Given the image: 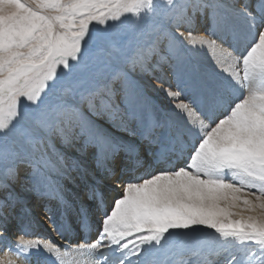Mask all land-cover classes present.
I'll use <instances>...</instances> for the list:
<instances>
[{
	"label": "snow or ice",
	"instance_id": "snow-or-ice-1",
	"mask_svg": "<svg viewBox=\"0 0 264 264\" xmlns=\"http://www.w3.org/2000/svg\"><path fill=\"white\" fill-rule=\"evenodd\" d=\"M79 142L104 173L76 209L82 238L62 247L27 215L12 232L21 168L66 230L62 149ZM0 191V264H65L70 249L98 253L87 264H264V0H0Z\"/></svg>",
	"mask_w": 264,
	"mask_h": 264
},
{
	"label": "bare ground",
	"instance_id": "bare-ground-1",
	"mask_svg": "<svg viewBox=\"0 0 264 264\" xmlns=\"http://www.w3.org/2000/svg\"><path fill=\"white\" fill-rule=\"evenodd\" d=\"M199 17L193 20L191 28L194 34L200 35L203 34L202 30L204 25L199 21ZM201 59L207 64L211 65V57H201ZM159 69V68H158ZM160 75L162 74L161 69H159ZM147 75L153 77L155 74L153 70L146 72ZM133 75L140 76L144 82L152 83L150 78L145 75V73L135 72ZM155 101L159 104L164 100L162 95H157L152 93ZM163 104V103H162ZM134 125L130 126V130L125 131L122 128L114 127L110 124H105V128L110 133V135L119 142H139V137H132L131 128ZM129 134V135H127ZM59 146V145H58ZM82 142L77 143L74 146H64L63 151L68 158V171L67 175L59 178L60 186L62 189V194L64 200L66 201L68 207L67 215L65 218L66 230L62 234H58L53 230L50 220L47 218L45 212V204H48L50 208L55 209L57 206V201H46L43 199L39 201V196L32 190L31 183L28 179V171L24 168H21L19 171L18 179L11 184L9 191L12 195L20 202L17 204L16 208L9 215V227L12 232H15L17 227H19L21 219L27 215L33 222L35 235L44 236L50 240L60 244L62 247L66 244H75L78 240L82 238V234L76 230L77 218H76V209L83 206L92 210L94 208L93 201H91L89 196V191L94 182L98 179H102L104 176L103 170L97 167L96 160L94 158L95 149L88 151L85 149L81 151ZM121 155H123L121 153ZM119 159V157H117ZM116 159V160H117ZM75 161L78 165L73 167L72 162ZM111 166L115 167L116 161L110 162ZM109 181L104 179L103 183L99 184L102 190L108 193ZM114 187V185H113ZM109 198H110V193ZM7 195L6 192L0 191V199H3ZM39 208H41L39 210ZM16 210V211H15ZM239 211V209H236ZM95 214L92 215L93 228L90 232V238L94 237L95 223L96 220ZM95 238V237H94ZM98 253L88 254L86 256H81L76 249H70L67 256H65V264H87V260L91 256H97ZM194 260L197 258H193ZM23 264V262H21Z\"/></svg>",
	"mask_w": 264,
	"mask_h": 264
},
{
	"label": "rangeland",
	"instance_id": "rangeland-1",
	"mask_svg": "<svg viewBox=\"0 0 264 264\" xmlns=\"http://www.w3.org/2000/svg\"><path fill=\"white\" fill-rule=\"evenodd\" d=\"M200 21V20H199ZM153 72H154V76H158V75H160V72H159V69L157 68V69H155V70H153ZM145 75H147V73L145 72ZM149 78H150V81H152V77H150V75H147ZM162 103L164 104L165 103V101L163 100L162 101ZM162 103H159V104H162ZM127 135H129V134H127ZM132 137L133 138H136L137 139V136H135V135H132ZM91 150H94V149H92V148H88V151L89 152H91ZM119 160H120V158L119 159H117L116 160V164H115V166H117L118 164H119ZM110 195H111V193H110ZM43 200V198H39V201H42ZM41 208H39V210H40ZM16 211V210H15ZM94 235H96V232H95V230H94ZM95 237V236H94ZM94 237H92L91 239H94Z\"/></svg>",
	"mask_w": 264,
	"mask_h": 264
}]
</instances>
